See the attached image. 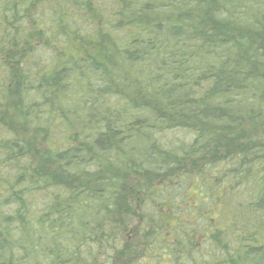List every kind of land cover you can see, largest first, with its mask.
I'll list each match as a JSON object with an SVG mask.
<instances>
[{
	"label": "trees",
	"instance_id": "obj_1",
	"mask_svg": "<svg viewBox=\"0 0 264 264\" xmlns=\"http://www.w3.org/2000/svg\"><path fill=\"white\" fill-rule=\"evenodd\" d=\"M0 264H264V0H0Z\"/></svg>",
	"mask_w": 264,
	"mask_h": 264
}]
</instances>
